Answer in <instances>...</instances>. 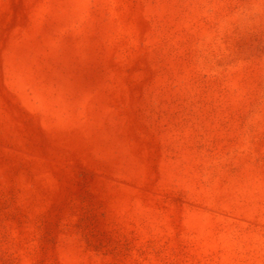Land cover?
I'll return each mask as SVG.
<instances>
[{
	"label": "rangeland",
	"instance_id": "obj_1",
	"mask_svg": "<svg viewBox=\"0 0 264 264\" xmlns=\"http://www.w3.org/2000/svg\"><path fill=\"white\" fill-rule=\"evenodd\" d=\"M0 264H264V0H0Z\"/></svg>",
	"mask_w": 264,
	"mask_h": 264
}]
</instances>
